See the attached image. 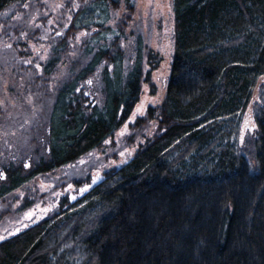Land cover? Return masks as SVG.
Instances as JSON below:
<instances>
[{
	"label": "trees",
	"instance_id": "1",
	"mask_svg": "<svg viewBox=\"0 0 264 264\" xmlns=\"http://www.w3.org/2000/svg\"><path fill=\"white\" fill-rule=\"evenodd\" d=\"M28 0H0V14ZM31 91L45 111L28 146L0 160V200L100 148L131 116L161 58L138 35L127 53L132 0H79ZM122 2L126 15L110 25ZM175 44L163 102L135 127L155 134L75 200L0 241V264H264V83L255 135L243 120L264 75V0H173ZM92 28L96 31L91 32ZM90 32L71 56V41ZM63 78L54 81L62 59ZM96 77L100 100L85 92ZM44 103V102H43ZM35 201L26 198L27 209Z\"/></svg>",
	"mask_w": 264,
	"mask_h": 264
},
{
	"label": "rangeland",
	"instance_id": "2",
	"mask_svg": "<svg viewBox=\"0 0 264 264\" xmlns=\"http://www.w3.org/2000/svg\"><path fill=\"white\" fill-rule=\"evenodd\" d=\"M132 1L135 8L127 28V53L134 52L137 36L140 35L148 49L161 58L158 67L151 70L149 65L146 66L149 76L143 83L140 100L129 119L102 147L85 154L74 163L38 176L14 191L6 201L0 200V236L4 239L18 233L17 228L22 231L49 215L64 196H69L71 200L77 199L103 180L108 172L127 163L141 144L155 134L157 118L149 120L141 129L135 124L139 117L147 114L149 107H156L163 102L167 91L175 44L173 0ZM81 5L79 0H28L18 8L12 7L0 14V160L14 155L21 157L27 148L29 122L36 113L45 111L47 105L46 99L37 104L40 101L37 93L31 91L32 70L42 71L43 62L50 56L58 39L65 34ZM127 12L128 4L122 2L111 12L109 24L115 26ZM96 30L92 28L91 32ZM89 34L88 30H81L72 39V58L77 53L74 48H79ZM66 71L65 57L53 76L54 81L63 78ZM263 83L264 75L259 79L243 120L240 136L243 145L247 137L255 135L257 130L254 103L258 101ZM83 86L91 99L102 98L101 85L95 76ZM85 185L90 187L85 189ZM28 197L35 202L29 208L22 209L21 205ZM30 211L33 215L29 218L27 213Z\"/></svg>",
	"mask_w": 264,
	"mask_h": 264
},
{
	"label": "snow or ice",
	"instance_id": "3",
	"mask_svg": "<svg viewBox=\"0 0 264 264\" xmlns=\"http://www.w3.org/2000/svg\"><path fill=\"white\" fill-rule=\"evenodd\" d=\"M37 67H40V66L37 65ZM88 83H92V81H88ZM121 155H123V153H121ZM69 187H71V185ZM88 187H90V185H85V189H87ZM73 198H75V197H73ZM27 215L30 218L33 215V212L30 211L29 213H27ZM24 226L27 227V225H24ZM16 231L19 232L20 229L17 228ZM2 239H4V237L3 236H0V240H2Z\"/></svg>",
	"mask_w": 264,
	"mask_h": 264
}]
</instances>
